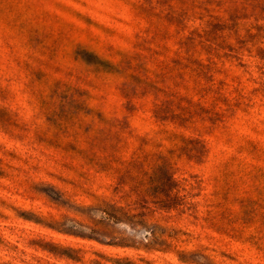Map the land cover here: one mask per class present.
I'll return each instance as SVG.
<instances>
[{
  "label": "rangeland",
  "instance_id": "rangeland-1",
  "mask_svg": "<svg viewBox=\"0 0 264 264\" xmlns=\"http://www.w3.org/2000/svg\"><path fill=\"white\" fill-rule=\"evenodd\" d=\"M0 264H264V0H0Z\"/></svg>",
  "mask_w": 264,
  "mask_h": 264
},
{
  "label": "trees",
  "instance_id": "trees-1",
  "mask_svg": "<svg viewBox=\"0 0 264 264\" xmlns=\"http://www.w3.org/2000/svg\"><path fill=\"white\" fill-rule=\"evenodd\" d=\"M107 214H108L109 218L115 220V222L121 221L120 217H118V215H116V213H114V210L112 211V213H107Z\"/></svg>",
  "mask_w": 264,
  "mask_h": 264
}]
</instances>
